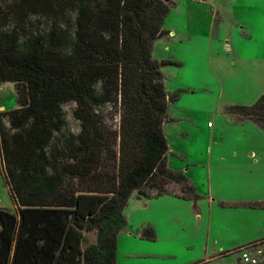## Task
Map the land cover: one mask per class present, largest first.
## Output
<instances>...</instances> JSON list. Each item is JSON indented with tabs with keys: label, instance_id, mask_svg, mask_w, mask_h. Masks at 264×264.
Returning a JSON list of instances; mask_svg holds the SVG:
<instances>
[{
	"label": "trees",
	"instance_id": "obj_1",
	"mask_svg": "<svg viewBox=\"0 0 264 264\" xmlns=\"http://www.w3.org/2000/svg\"><path fill=\"white\" fill-rule=\"evenodd\" d=\"M169 6L0 0V83L15 93V106L0 111V170L14 205L0 207V264H115L132 191L149 198L178 183L175 194L197 197L166 163L162 125L177 96L161 66L173 62L151 50L167 33ZM105 109L117 116L115 131L102 126ZM228 110L264 127V94ZM90 230L94 241L82 246Z\"/></svg>",
	"mask_w": 264,
	"mask_h": 264
},
{
	"label": "rangeland",
	"instance_id": "obj_2",
	"mask_svg": "<svg viewBox=\"0 0 264 264\" xmlns=\"http://www.w3.org/2000/svg\"><path fill=\"white\" fill-rule=\"evenodd\" d=\"M167 1L162 22L167 33L153 41L151 54L173 62L161 66L165 90L177 96L162 125L168 167L186 168L196 193L206 191L208 184L218 196L247 193L254 183L264 185V127L228 110L250 106L264 94V0ZM0 104L4 110L15 106L12 82L0 83ZM103 115L102 126L115 131L117 116L112 120L110 109ZM68 126L75 131L74 121ZM180 186L169 183L165 189L176 193ZM73 187L86 186L75 181ZM174 198H138L131 192L122 210L126 225L116 235L117 264H186L196 257L197 248L189 247L193 236L186 233V202ZM0 207L14 210L1 171ZM199 223L195 229L202 230L201 219ZM147 227L151 239L143 236ZM83 235L85 246L94 241L95 231ZM237 259L239 251L216 262L238 264Z\"/></svg>",
	"mask_w": 264,
	"mask_h": 264
},
{
	"label": "crops",
	"instance_id": "obj_3",
	"mask_svg": "<svg viewBox=\"0 0 264 264\" xmlns=\"http://www.w3.org/2000/svg\"><path fill=\"white\" fill-rule=\"evenodd\" d=\"M3 108L0 104V110H4ZM185 157L186 153H183L182 158ZM242 162L246 168L249 167L250 161L245 159ZM173 171L182 173L184 171L183 175L186 177V168L183 171ZM186 181L194 188L187 177ZM208 181H210L209 176ZM262 188L264 189V185L260 186L254 183L248 186L247 193L218 196L211 191L208 184L206 191L196 193V198L182 197L175 193H163L149 198L171 195L175 197V201L186 202V233L193 236V240L189 241V247L197 248L200 252H196V257L186 264L210 262L217 264L216 261L221 256L231 255L238 251L239 247L252 242H259L262 248L257 263L259 264L264 259V193L261 192ZM200 219L202 220V230H199L198 227L195 229L194 226L196 222L199 223ZM204 220H206V233H204ZM196 231L198 233H195ZM197 241H199V245ZM210 243L213 244L210 245ZM217 245L220 247L216 248ZM209 246H211L210 253H208ZM116 257L115 249V264H117ZM237 263L245 264L240 259H237Z\"/></svg>",
	"mask_w": 264,
	"mask_h": 264
},
{
	"label": "built area",
	"instance_id": "obj_4",
	"mask_svg": "<svg viewBox=\"0 0 264 264\" xmlns=\"http://www.w3.org/2000/svg\"><path fill=\"white\" fill-rule=\"evenodd\" d=\"M239 251V259L245 264H257L258 258L262 253V248L259 242H252L241 246L237 249Z\"/></svg>",
	"mask_w": 264,
	"mask_h": 264
}]
</instances>
